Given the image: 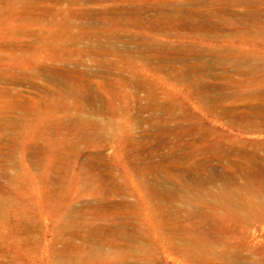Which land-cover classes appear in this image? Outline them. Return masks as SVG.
I'll use <instances>...</instances> for the list:
<instances>
[{
  "label": "rangeland",
  "instance_id": "374dc122",
  "mask_svg": "<svg viewBox=\"0 0 264 264\" xmlns=\"http://www.w3.org/2000/svg\"><path fill=\"white\" fill-rule=\"evenodd\" d=\"M0 264H264V0H0Z\"/></svg>",
  "mask_w": 264,
  "mask_h": 264
},
{
  "label": "bare ground",
  "instance_id": "6f19581e",
  "mask_svg": "<svg viewBox=\"0 0 264 264\" xmlns=\"http://www.w3.org/2000/svg\"><path fill=\"white\" fill-rule=\"evenodd\" d=\"M223 193H224V195H226L227 197L229 196V192H228V191H224ZM262 201H263V199H262ZM261 203H262V202H261Z\"/></svg>",
  "mask_w": 264,
  "mask_h": 264
}]
</instances>
